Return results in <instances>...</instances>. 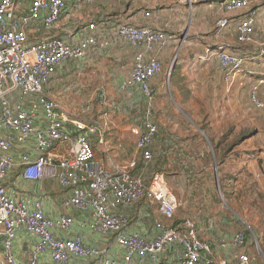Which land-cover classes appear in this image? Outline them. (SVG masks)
Wrapping results in <instances>:
<instances>
[{"label": "built area", "instance_id": "1", "mask_svg": "<svg viewBox=\"0 0 264 264\" xmlns=\"http://www.w3.org/2000/svg\"><path fill=\"white\" fill-rule=\"evenodd\" d=\"M101 1L105 0H84L86 4ZM246 4L247 0H223L222 5L225 11L233 12ZM65 8L66 0H31L23 10L19 0H0V236L6 264H38L39 255L44 253L56 264H68L72 258H98L99 264H159L173 245H178L181 251L177 259L167 264H251L245 253L216 260L210 245L198 237L190 217L174 224L179 201L164 174L156 172L144 182L141 174L134 173L137 155L143 162L152 158L150 147L158 127L150 110L135 141V156L115 163L98 157L94 145L103 148L107 144L105 129L99 122L72 117L43 92L66 60H83L91 48L108 43L93 34L97 29L95 22L85 25L83 36L64 39L39 35L54 28ZM255 13L250 9L245 17L237 18V38L242 44L256 42ZM144 15L150 13L146 11ZM229 21L220 19L217 26L225 29ZM114 34L137 49L130 79L123 81L121 88L135 87L145 100H150L153 94L150 80L161 70L157 55L176 41L175 33L150 25L120 23ZM256 51L264 57V43H259ZM212 55L219 57L226 86L243 70L246 60L253 58L220 44L206 45L197 57L206 61ZM262 83L264 74L250 91L253 101L261 107L263 103L255 96L257 86ZM14 168L20 170L26 181L47 179L65 189L62 207L83 213L81 228L112 234L123 251L122 256L113 257L105 248L88 246L79 235L56 236L53 230L68 233L74 217L67 213L49 217L40 200L31 201L29 206L28 198L9 193L4 183ZM141 199L154 203L161 215L153 222L151 238L129 233L127 218L116 211ZM21 228L37 240L27 260L20 262L14 257L13 241ZM245 240V234L237 231L222 239L220 247L237 249Z\"/></svg>", "mask_w": 264, "mask_h": 264}, {"label": "rangeland", "instance_id": "2", "mask_svg": "<svg viewBox=\"0 0 264 264\" xmlns=\"http://www.w3.org/2000/svg\"><path fill=\"white\" fill-rule=\"evenodd\" d=\"M135 2L128 0V8L122 5L116 9L125 16L124 12L129 13ZM247 2L245 8L233 12L225 11L220 3H198L194 6L198 9L195 10L198 18L188 6L185 9L187 3H173L172 7L163 9L156 28L175 33L176 41L182 38L190 21L194 25H203L197 37L188 36V52L179 51L177 44H173L157 55L161 70L150 80L153 89L150 100H145L135 87L121 88V83L130 79L133 67L132 49L122 39L111 42L121 46L120 57H114L117 55L115 47L111 48L109 43L105 52L92 48L90 56L72 61L71 67H66L71 59L66 60V66L63 64L60 72L55 73L43 92L72 117L102 125L107 144L103 148L94 146L103 160L123 163L135 156V141L147 110L152 113L158 131L163 129L168 134L185 137H191L195 131L199 133L203 138L202 145L192 143L195 144L192 148L201 153L192 160V166L196 168L190 177L192 180L169 183L165 177L179 201L175 222L181 221L183 216L190 217L196 222L197 234L209 237L214 243L221 241L216 237L218 230H228L229 224L230 232L227 233L243 232L245 244L221 255L229 258L245 253L251 264H264V84L257 86L255 96L263 107L253 101L250 93L263 77L264 57L248 58L243 70L230 80L228 86L217 55L206 61L197 57L204 46L214 43L213 33L218 29L216 22L220 17L230 20L228 29H222L223 34L218 35L219 39H228L230 50L241 51L250 57L248 52L257 50L259 43H264V0ZM80 3L66 2L58 20L60 27H66V33L57 27L45 35L64 37L80 33L78 29L92 21L86 12L87 4ZM250 9L256 11L253 19L256 42L242 44L237 38V18L245 17ZM119 20L126 21L127 17ZM92 139L95 140V136ZM216 144L217 150L213 147ZM139 158L137 155V162ZM153 174L148 173L149 180ZM161 262L163 258L158 263Z\"/></svg>", "mask_w": 264, "mask_h": 264}, {"label": "crops", "instance_id": "3", "mask_svg": "<svg viewBox=\"0 0 264 264\" xmlns=\"http://www.w3.org/2000/svg\"><path fill=\"white\" fill-rule=\"evenodd\" d=\"M20 1V8L26 9L29 2L31 0H19ZM72 2V3H80L84 2V0H66V2ZM77 1V2H76ZM188 3L186 4L183 0H176V1H169V0H136V5L133 7V9L127 13L124 12L125 16H121V12L119 9H116V7H122V5H125L126 8H128V0H105L101 2H94L91 4H87V15L92 19L91 22H95L97 24V29L93 34H96L99 39H103L106 37H113L118 38L114 34L115 27L120 23H130L135 25H150L152 27L158 26V17L161 16V13L164 12L163 9H166V7H172L173 3H179L186 6L185 9L190 8L191 12H194L195 10L198 11V9L194 8L195 5L198 3L209 5V3H220L223 4V0H187ZM170 2V3H169ZM86 4V2H84ZM83 4V3H80ZM100 4V5H98ZM178 4V6H180ZM199 4V5H200ZM202 4V5H203ZM173 10V8H171ZM149 12V16H145V12ZM195 11V17H199L198 12ZM114 12V13H112ZM124 17L126 21H121L118 19H115L116 17ZM194 17V13H193ZM160 18V17H159ZM228 18V17H220L217 22L220 19ZM196 20V19H195ZM197 21H199L197 19ZM111 22H114L116 24H112ZM218 28L214 33L213 37L215 38L214 43L210 44L212 46H215L217 44L223 45L228 48V39L222 38L219 39L218 35H222L223 30H227V28L223 29ZM61 24V23H60ZM65 24V23H63ZM191 24V25H190ZM189 26L186 28L183 35H181V39L173 44H177V47H179V50H185V52H188V47L186 45L189 44L188 42V36L193 35L194 37H197L198 34H201L200 31L202 29L203 23H197L194 25L190 21ZM61 31L67 32L66 27L62 28L59 25V22L54 26L55 29L58 28ZM48 31H42L39 35H45V33H51L52 29ZM85 31V30H84ZM64 34V33H63ZM78 34V33H77ZM52 35V34H51ZM50 36V35H46ZM58 36V35H55ZM62 37V36H61ZM64 39L71 38L69 36H64ZM108 44V43H107ZM130 48L132 49L131 52L133 53V56L135 52L137 51L136 48H134L132 45L127 43ZM170 45V46H171ZM183 45V47H182ZM169 46V47H170ZM114 50L117 54L121 56V48L117 49V46ZM111 47V48H112ZM182 47V49H181ZM163 51V50H162ZM166 52V51H165ZM164 52V54H165ZM250 55H254L255 57H261L257 55V51H251L248 52ZM162 54V57L163 55ZM256 54V55H255ZM185 56V54H184ZM249 56V55H247ZM254 56H250L254 58ZM252 58V59H253ZM15 157H17V153L13 154ZM139 174L142 175L140 172ZM166 177V176H165ZM7 180L5 181L6 188L9 193L16 195L17 197H26L28 198V205L31 206V201L33 200H40L43 206L44 213L49 217H54L58 215L59 213H67L74 217L73 224L68 231V233H64L60 230H53V233L63 238V236H71V235H79L81 236L83 242L88 246H95V247H104L107 251V254L113 257H121L122 256V249L118 246V244L115 242L113 235H103L99 232H92L89 229L81 228L80 227V220L83 218V213L74 210L72 208L65 209L62 207L61 202L62 198L66 195L65 189L60 187L57 183L50 181V180H36V181H26L22 179L20 170L18 168H14L12 171H10L7 174ZM119 209V210H118ZM117 209V213L121 216H124L128 220V224L126 227V230L129 233L138 234L144 238H151L154 235V229H153V222L155 219L161 218V215L159 214L157 207L154 203L146 200L141 199L137 203L130 205V206H123L119 207ZM124 211L128 212L127 214H124ZM177 215V212H176ZM228 230L226 229H219L218 231V237L220 242H212L209 237L203 236L201 237L202 240H205L207 243H211V251L213 253V256L216 258V260L219 259H230L222 256L221 254L229 253L232 249L226 247L222 248L220 247V243L222 242V239H225L229 236H231L233 233L228 234ZM204 237V238H203ZM37 240V237L35 235L27 233L23 228L19 229L16 232L15 239L13 241V253L15 259L17 261H25L29 257V254L31 250L34 247V244ZM181 249L178 245H173L169 248L167 252H165L162 255L164 264H167L170 261H173L178 258L179 253ZM0 264H6L4 261V258L2 256V237L0 236ZM38 264H56L53 262L48 253H44L39 255L38 257ZM68 264H99L98 258H72L68 262ZM135 264V263H134Z\"/></svg>", "mask_w": 264, "mask_h": 264}, {"label": "trees", "instance_id": "4", "mask_svg": "<svg viewBox=\"0 0 264 264\" xmlns=\"http://www.w3.org/2000/svg\"><path fill=\"white\" fill-rule=\"evenodd\" d=\"M89 22H91V21H89ZM128 24H130V23H128ZM78 30L80 31V33L78 32L77 36H83L86 34V31H84L83 25H82V28L80 27ZM59 37H61V36H59ZM61 38H63V37H61ZM116 39H118V38H113V37H110V39H109V37L104 38V40H110V42H108L109 46H111V47L117 46V49H118L121 47L119 44H117V43L112 44L111 43L112 40H116ZM108 45L103 46V47H99V48H95V49L101 50V52L102 51L105 52L109 48ZM182 47H183V45H182ZM182 47H181V49H182ZM92 50H94V49L91 48V50L88 51L87 55L90 56ZM179 51H181V50H179ZM237 52H241V51H237ZM243 54H245V53H243ZM251 56H254V55H251ZM114 57H120V55L117 54ZM183 57H184V55H183ZM72 61H76V60L71 59V61L67 62V66L65 64L64 65L66 67H71V66H73ZM61 67H63V65ZM60 68H58V70L56 71L57 73L60 72ZM263 74L264 73H262V75ZM262 84H264V83H262ZM133 104L135 107H138L136 103H133ZM200 128L202 130L204 129L201 126H200ZM196 142H198L199 147L203 143L202 136L199 133H197L196 131L191 137H185V136H178V135H174V134H168L167 131H165L163 129L159 130V131H157V137H156L155 143H152V145L150 147L151 152H152V158L148 162H143L141 159L138 160L139 163L137 162V166H136V169L134 170V173L138 174L139 171H141L142 178H143L144 182H148V180H149L148 173L149 172H152V173L160 172V173L165 174L166 180L169 183L174 182V181L177 183L182 182V181L188 182V181L192 180V179H190V177H192L194 175L192 173H194L196 171L195 170L196 168H194L192 166V164H193L192 160L195 161L196 157L201 156L200 151L197 152L195 149L192 148L196 144ZM192 143H195V144L193 145ZM213 147L216 148V150H217L219 146L216 144V145H213ZM216 150L214 151V153H216ZM168 168H169V170H168ZM201 169H203V167H201ZM216 169H217V167H216ZM217 171H219V168L217 169ZM127 213L128 212L124 211V214H127ZM176 216L177 215H175V218H176ZM184 217H188V216H183L182 218H184ZM175 218L173 219V221H174V224H177L175 222ZM181 221H182V219H181ZM181 221H179L178 223H181ZM194 223H195V226L197 229L196 222L194 221ZM228 231L230 232L229 224H228ZM199 236L200 235H198V237ZM216 237H218V235H216ZM199 238L201 239V237H199ZM159 264H164V263H159Z\"/></svg>", "mask_w": 264, "mask_h": 264}, {"label": "water", "instance_id": "5", "mask_svg": "<svg viewBox=\"0 0 264 264\" xmlns=\"http://www.w3.org/2000/svg\"><path fill=\"white\" fill-rule=\"evenodd\" d=\"M179 48V47H178ZM175 62V60L173 61V63ZM172 63V64H173ZM172 68V67H171ZM198 130L201 132V133H203V131L200 129V128H198ZM215 168H216V166H215ZM215 171H216V169H215Z\"/></svg>", "mask_w": 264, "mask_h": 264}]
</instances>
